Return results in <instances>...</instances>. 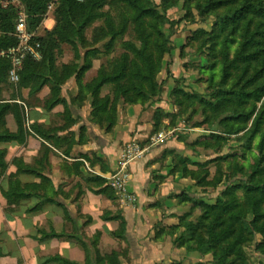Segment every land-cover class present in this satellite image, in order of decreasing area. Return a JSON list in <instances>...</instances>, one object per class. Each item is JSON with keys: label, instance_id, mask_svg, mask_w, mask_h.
I'll list each match as a JSON object with an SVG mask.
<instances>
[{"label": "trees", "instance_id": "trees-1", "mask_svg": "<svg viewBox=\"0 0 264 264\" xmlns=\"http://www.w3.org/2000/svg\"><path fill=\"white\" fill-rule=\"evenodd\" d=\"M19 1L24 6L29 33L40 25L47 6L51 2L55 5V26L44 31V34L33 37L32 42L39 43L41 58L34 60L30 56L25 57L19 72V90L28 89L32 95L45 86L49 87L51 99L47 106L53 108L64 102L60 97L62 87L74 78L79 88L74 103H81L89 96L90 118L107 131L116 124V105L119 101L126 105L143 106L160 94L162 83L157 82L156 75L162 68L164 55L170 54L172 50L169 38L162 28L169 22L166 12L180 0H162L161 12L151 0ZM190 1L192 0H184L185 3ZM194 4L202 16L216 14L220 32L227 29L232 33L238 30L241 32L234 57L229 60L224 53L221 80L214 84L213 91L208 94L210 99L199 95L198 102L213 113L224 108V111H229L228 117L219 121L221 134L229 136L245 130L247 148L250 147V141L259 134L256 149L259 156L255 159L247 180L236 185L226 184L223 195L217 197L214 205L201 204L204 211L196 220H182L169 231L176 235L173 239L175 247L184 248L186 252H197L202 257L211 254L214 264H249L243 244L254 235L252 224L264 220V0H195ZM106 7L108 10H105ZM220 8L223 12L216 13ZM118 9L121 11L113 15L112 12ZM16 13L14 5L4 7L0 0V50H7L18 44L14 35ZM116 17H120L119 23H116ZM100 20L103 25L89 43L85 35L86 29ZM128 25L132 26L138 44L122 40ZM105 40L104 54L112 50L117 40L122 42L123 53L108 60L106 64H101L96 75L82 83L85 73L92 68L93 61L101 55V51L95 46ZM63 45L71 48L73 57L67 63H57V56L62 52ZM10 67L7 59H0V144L13 140L23 141L25 135V106L17 103L14 95L4 98L2 93L3 86L9 82ZM236 70H240L239 73ZM230 82L232 83L229 85ZM105 87L110 91L101 96ZM9 113L14 116L18 127L16 134L10 133L5 126ZM72 123L69 119V124ZM159 123L158 119L155 120L154 132L160 129ZM211 138L218 141L223 137L212 134ZM5 153L6 149L0 148V180L8 167ZM11 162L18 163L17 159ZM185 165L186 163L176 169L182 171L183 177L195 179L196 175L189 173ZM201 179L203 185L212 184ZM198 183H202L201 180ZM18 187L16 175H10L8 189L3 193L9 205L18 202V198L27 196ZM239 187L243 190L242 202L232 193ZM108 190V185H104L100 192L107 193L114 200ZM178 197L185 198V194ZM123 224L122 222L121 227ZM262 225L264 226L263 223ZM263 232L264 227H261L260 234ZM258 247L264 255V238ZM116 255L118 253L113 252L100 261L107 260L111 264H117L112 263ZM93 264H99V261Z\"/></svg>", "mask_w": 264, "mask_h": 264}, {"label": "crops", "instance_id": "crops-1", "mask_svg": "<svg viewBox=\"0 0 264 264\" xmlns=\"http://www.w3.org/2000/svg\"><path fill=\"white\" fill-rule=\"evenodd\" d=\"M47 23L50 20L43 22ZM99 67L93 61L82 83L94 77ZM77 88L74 78L67 81L60 96L64 102L53 108L47 106L51 99L47 86L32 95L24 89L22 99L15 100L25 106V135L23 141L0 144L8 163L0 180V264H93L97 260L109 264L100 260L113 252L118 253L117 264L207 260L197 252L175 248V233L169 231L187 212L176 200L182 193L180 181L186 179H177L175 159L166 154L167 149L175 150V140L144 145L142 156L129 165L128 189L137 204L122 206L100 191L117 172L124 144L146 140L150 112L142 105L119 107L117 122L107 131L90 119L91 98L85 106L73 104ZM5 126L17 133L11 113ZM10 175H16L18 190L27 196L9 205L3 193Z\"/></svg>", "mask_w": 264, "mask_h": 264}, {"label": "rangeland", "instance_id": "rangeland-1", "mask_svg": "<svg viewBox=\"0 0 264 264\" xmlns=\"http://www.w3.org/2000/svg\"><path fill=\"white\" fill-rule=\"evenodd\" d=\"M151 1L158 11L161 12L162 0ZM194 1L185 3L184 0H180L174 8L166 12L169 22L165 23L162 29L169 38V45L172 50L170 54L164 55L162 68L156 75L157 82L162 83L160 94L149 100L145 105L143 104V108L150 112L151 129L145 141L140 142L132 139L125 143L117 159V163H119L128 143H136L140 148H143L147 143L157 146L175 140V150L167 149V152H165L168 154L167 158L172 161L175 159V176L178 177L177 179H186V181H180L181 186L179 189L182 193L176 195V200L179 205L186 207L187 211L185 216L175 226H178L182 220H196L204 211V207H201V204L214 205L217 197L223 195L226 184L233 183L236 185V183H242L247 180L249 174H251V167L259 156L258 150H256L260 140L259 134L250 141V147L247 148L248 142L246 141L245 130L229 136L221 134L222 130L219 126V121L228 117L229 111H224V108L218 113H213L205 108V105L201 104L200 101L198 102L197 96L199 97V95L210 99L208 94L213 91L214 84L221 80V65L225 60L224 53L227 54L229 60L234 57L235 50L238 48L241 39V32L238 30L232 33L229 29L220 32L221 29L216 24V14L200 15ZM17 2L18 4H12L11 0H1V4L4 7L14 5L18 11L22 10L25 12L22 3L19 0ZM54 9L55 5L50 10L47 8L40 25L31 32L34 38L55 26ZM105 10H108V8L106 7ZM119 11L121 10H115L112 14H118ZM217 12L221 13L223 9H217ZM45 20H50V24L44 25L43 22ZM115 21L119 23L120 17H116ZM102 25V20H100L86 29L85 35L89 43H91L93 35ZM122 40L139 43L131 25L126 28ZM106 41H102L95 46L101 51L99 59H95L99 66L106 64L108 60L119 57L123 53L122 42L117 40L112 50L104 54L103 45ZM62 48V52L57 56V63H62L68 59L71 60L73 57L69 46L63 45ZM239 71L236 70L238 73ZM2 89L4 98L14 95L16 99H22L23 90H19L18 85L8 82ZM77 89L76 96L79 92V88ZM109 91L110 89L105 87L101 92V96L106 95ZM87 97L90 98L89 96ZM85 101L74 103L73 100V103L78 107H82L86 105ZM124 106L129 105L124 104L123 101L117 103L116 119L119 107ZM89 113H91V110ZM157 119L161 126L158 131L154 132V123ZM91 121L98 124L96 120L91 119ZM249 127L250 123L247 125V128ZM159 133L166 134L167 138L162 142L155 143L154 139ZM212 134L221 135L223 138L215 141L211 138ZM139 158L132 160L130 163ZM185 163L187 171L196 175L195 179L183 177L182 171L176 169ZM201 178L212 184L203 185ZM200 180L202 183L197 184ZM217 181L219 183L215 184ZM128 185L129 183L127 184V189ZM108 187L109 194L114 197L113 201L119 202L122 206H132L131 208L137 204L136 195L129 189V193L134 195V200L122 203L116 192L110 186ZM232 193L236 195L238 201H243V190L241 187L235 189ZM184 194L185 198L181 199L178 197ZM105 195L108 196L107 193ZM12 199L16 200L15 197ZM262 223L264 224V220L252 224L254 231L252 234L254 235L252 239H248L243 244L245 257L248 259L247 262L249 264H264V255L261 253V248L258 247L264 238V232L260 234V228L264 227ZM205 256H207V260L203 258L201 261L196 260V262H189L188 264H214L212 263L211 254ZM177 262L184 264V261L181 260L175 261V263ZM112 263H116L114 259H112Z\"/></svg>", "mask_w": 264, "mask_h": 264}, {"label": "built area", "instance_id": "built-area-1", "mask_svg": "<svg viewBox=\"0 0 264 264\" xmlns=\"http://www.w3.org/2000/svg\"><path fill=\"white\" fill-rule=\"evenodd\" d=\"M18 0H11L12 4H18ZM83 1V0H79ZM54 3L51 2L47 8L50 10L53 8ZM17 20L15 28V36L18 39V44L15 47L9 48L7 50H0V59H7L10 62V69H8V81L11 84L17 85L20 77L19 72L22 69L23 61L26 56H30L34 60H39L41 58V53L39 51V43L32 42L33 34L29 33L26 28V15L22 10H17ZM167 135L164 133H159L156 137L155 143L162 142L165 140ZM154 143V142H153ZM144 149L140 148L136 143H128L125 146V153L118 164L117 172H115L107 181L108 186L112 188L120 202L133 201L134 195L130 194L127 189V184L129 183L130 173L129 164L132 160L141 157L144 153Z\"/></svg>", "mask_w": 264, "mask_h": 264}]
</instances>
